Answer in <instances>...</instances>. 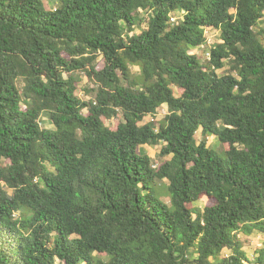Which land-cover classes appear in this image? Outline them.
<instances>
[{"label":"trees","instance_id":"obj_1","mask_svg":"<svg viewBox=\"0 0 264 264\" xmlns=\"http://www.w3.org/2000/svg\"><path fill=\"white\" fill-rule=\"evenodd\" d=\"M56 1L0 0V264H264V0Z\"/></svg>","mask_w":264,"mask_h":264},{"label":"rangeland","instance_id":"obj_2","mask_svg":"<svg viewBox=\"0 0 264 264\" xmlns=\"http://www.w3.org/2000/svg\"><path fill=\"white\" fill-rule=\"evenodd\" d=\"M44 3V6L46 7V9H55V7L57 6V1L56 0H42ZM262 24H264V17L261 21ZM143 25H145V23H143ZM208 39H207V44L204 45L205 50H190V53H196L199 57L200 60H205L207 59L208 55V51H209V46H212L214 43L220 42V37H219V31L218 30H211L208 33ZM263 44H264V40H263ZM228 66H224L220 69L217 70V73L219 75L225 74L228 72ZM131 69L133 70V72L137 73L138 72V67L137 66H131ZM87 85V79L86 77L83 79V82L80 83V87ZM80 96H83L82 91L80 92ZM25 105L22 104V108H24ZM167 111V106L164 105L161 107V109L156 113V115L153 116H147L142 122H140V124H143L145 122L148 121H155L156 125H158V122L163 118V116L166 114ZM106 124L110 127H115L116 125V121L114 119H109V120H105ZM42 127H51V123L50 121H48L46 118L43 119L40 122ZM196 139L197 142H199L202 139L201 136V130H198V132L196 133ZM207 145L214 148V149H220V144L217 141V139L215 138L214 135H209L207 137ZM139 152L143 153V154H147L148 156H150L153 160V164L154 166H156L157 164H159L161 161H163L165 158H158V151L160 149V145H141L138 147ZM221 156H223L220 153ZM166 182V181H165ZM10 192V191H9ZM164 191L162 192V199L166 201V196L165 194H163ZM212 201H210L209 199H207L206 197H203L202 199H200L199 201H197L194 206L197 207H203L207 204H211ZM239 238L243 244V248L244 250L248 253V255L250 257H253L254 255V250L257 248H260L262 246H264V235L258 231H253L250 235H245L243 233L239 234ZM228 252L226 250H223L221 255H226ZM59 264V262H57Z\"/></svg>","mask_w":264,"mask_h":264},{"label":"built area","instance_id":"obj_3","mask_svg":"<svg viewBox=\"0 0 264 264\" xmlns=\"http://www.w3.org/2000/svg\"><path fill=\"white\" fill-rule=\"evenodd\" d=\"M209 54V52L207 53V55Z\"/></svg>","mask_w":264,"mask_h":264}]
</instances>
